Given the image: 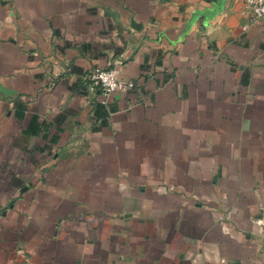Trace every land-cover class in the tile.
Masks as SVG:
<instances>
[{"label": "crops", "instance_id": "0c3cea01", "mask_svg": "<svg viewBox=\"0 0 264 264\" xmlns=\"http://www.w3.org/2000/svg\"><path fill=\"white\" fill-rule=\"evenodd\" d=\"M244 9L0 0V264H264V23ZM112 67L136 87L105 105L85 76Z\"/></svg>", "mask_w": 264, "mask_h": 264}, {"label": "built area", "instance_id": "2783aa9c", "mask_svg": "<svg viewBox=\"0 0 264 264\" xmlns=\"http://www.w3.org/2000/svg\"><path fill=\"white\" fill-rule=\"evenodd\" d=\"M244 12L252 22L261 21L264 23V0H245ZM119 74V70L115 67L101 68L87 74L85 80L89 83L90 89L94 93L97 92L99 94L101 103L108 105L115 94H125L136 87L133 81L122 79Z\"/></svg>", "mask_w": 264, "mask_h": 264}]
</instances>
